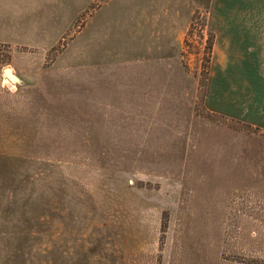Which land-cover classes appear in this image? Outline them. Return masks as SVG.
Instances as JSON below:
<instances>
[{
  "label": "rangeland",
  "instance_id": "obj_1",
  "mask_svg": "<svg viewBox=\"0 0 264 264\" xmlns=\"http://www.w3.org/2000/svg\"><path fill=\"white\" fill-rule=\"evenodd\" d=\"M159 1L0 0V264H264V11Z\"/></svg>",
  "mask_w": 264,
  "mask_h": 264
},
{
  "label": "crops",
  "instance_id": "obj_2",
  "mask_svg": "<svg viewBox=\"0 0 264 264\" xmlns=\"http://www.w3.org/2000/svg\"><path fill=\"white\" fill-rule=\"evenodd\" d=\"M185 4L193 5H208V8H214V10L219 11L218 13H208L205 15L206 22H218L217 29L215 30L216 38H233L242 39L232 41L236 45L244 44L243 46L248 47L249 38V18L253 16L263 15L264 11V0H162L158 2L160 5V11L163 14H174L169 16L168 22L170 21H191L193 19V14L178 12V7ZM147 21V20H146ZM248 62V60H247ZM237 66V69H245L246 65ZM234 69V68H233ZM247 73L252 72L253 68H250L247 63ZM247 73H242V77ZM248 73V74H249ZM240 74L231 71V73L223 72L220 75L219 80L216 81H239ZM252 80V78L248 79ZM211 90L215 92L213 85L210 86ZM210 94H207V97ZM221 97V96H220ZM221 111L222 109H218Z\"/></svg>",
  "mask_w": 264,
  "mask_h": 264
},
{
  "label": "water",
  "instance_id": "obj_3",
  "mask_svg": "<svg viewBox=\"0 0 264 264\" xmlns=\"http://www.w3.org/2000/svg\"><path fill=\"white\" fill-rule=\"evenodd\" d=\"M5 71H7V73L9 74V80L10 81H13V82H17V81H19V78L14 74V73H11L10 71H9V68H6L5 69Z\"/></svg>",
  "mask_w": 264,
  "mask_h": 264
}]
</instances>
